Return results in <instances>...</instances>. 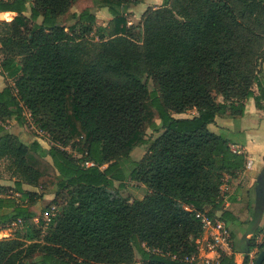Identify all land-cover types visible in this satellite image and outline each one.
I'll return each mask as SVG.
<instances>
[{"label": "trees", "instance_id": "trees-1", "mask_svg": "<svg viewBox=\"0 0 264 264\" xmlns=\"http://www.w3.org/2000/svg\"><path fill=\"white\" fill-rule=\"evenodd\" d=\"M76 1L0 0V75L12 80L0 90V160L19 194L0 185V230L36 218L42 194L24 185L53 187L57 206L34 228L41 241L0 240V264H198L200 215L224 218L221 187L246 163L208 125L242 117L249 98L264 112V0H162L137 25L124 13L139 0H98L115 21L107 38L88 9L61 22ZM26 112L49 148L10 131ZM127 179L146 188L141 199L122 196Z\"/></svg>", "mask_w": 264, "mask_h": 264}, {"label": "crops", "instance_id": "crops-1", "mask_svg": "<svg viewBox=\"0 0 264 264\" xmlns=\"http://www.w3.org/2000/svg\"><path fill=\"white\" fill-rule=\"evenodd\" d=\"M161 4L162 0H139L127 11L134 13V17L135 11L142 15L147 8L159 7ZM8 82L11 83L12 80L0 75V90ZM208 129L224 136L232 146L241 151L246 161H252L250 169H243L228 179L222 188V206L214 210L217 217L225 212L222 220L231 232L233 250L226 254L233 258L234 264H243L246 257L251 262L253 248L250 247L257 232L264 229V112L256 109L253 98H249L245 101L242 117H216L214 123L208 125ZM10 131L18 137L17 130ZM34 140L47 148L40 139L32 141ZM211 257L215 258L214 255Z\"/></svg>", "mask_w": 264, "mask_h": 264}, {"label": "rangeland", "instance_id": "rangeland-1", "mask_svg": "<svg viewBox=\"0 0 264 264\" xmlns=\"http://www.w3.org/2000/svg\"><path fill=\"white\" fill-rule=\"evenodd\" d=\"M27 12L26 15L29 16V8H30V3L27 4ZM88 9L91 12H93L96 16V24H95V29L102 27L104 28L103 34L105 35V37H109L110 34L112 33V31L115 28V21L112 18V16L110 15V13L108 12V10L105 7H101L99 5V1L98 0H77L73 6L70 8V10L64 14L61 17V22L65 23V24H70L69 22V18L71 14H79L80 12H82L83 10ZM125 17L128 20V25L133 24V25H137L140 22L141 19V15L139 11H135V16L133 17L134 13L132 14L129 11H125L124 13ZM15 15H11V20ZM0 21H10V20H6L3 18V16H0ZM93 35H94V31H93ZM94 38L97 39V35H94ZM2 56L0 55V60H1ZM264 65V63H263ZM143 81L146 83L147 87L149 90L153 89V83L152 80L147 77L146 75L143 76ZM218 100H220V98H217ZM27 113V112H26ZM194 112L193 111H188L185 114H180L178 115V117H185V116H190L193 115ZM28 121H26V123L20 127V128H15V127H11L12 125L14 126L15 124L13 122L9 123L8 125H10V130H17V134H18V138L21 142H23L24 144L29 145L30 142L33 139H40V141H42V143L49 148V146L51 145L52 138L51 136L47 133L44 132L43 134H38L36 131L40 130L36 125L35 127H32L31 122L33 123L32 119L30 121L29 117L27 116ZM158 121V120H157ZM157 134H153L151 130H147L146 131V138L148 140L153 139ZM147 149V145H140L135 147L131 153H130V159L128 161H124L122 162V167L126 170L129 171L132 167V162L133 161H138L145 153ZM46 159L51 162L49 157H46ZM7 162L5 160H0V185L2 186H8L11 189V192L9 190H7V193L10 194L11 196L15 197V198H19V194L13 191V187H14V181H15V177L11 175L10 171L8 170V168L6 167ZM117 185V183H116ZM25 189H29V190H36L38 191V193L42 194V197L37 198L36 202L34 203V205H32L31 210L35 212L36 214V218H34L31 221V226H23L21 223H17V224H11L9 226H6L5 228L0 230V240L2 239H13V238H19L22 242L29 244L31 242H35L40 240L42 236L45 234V229H41V232L39 234H36L34 232V228L37 229L36 224L37 219L40 218L41 213L45 210V208L54 205V201L55 200V190L53 187H47L45 190H41L39 188H33L31 186L28 185H24ZM146 192V188L142 185L139 184L137 182H133L129 179L126 180V182L124 183V187L120 189V193L122 194V196L127 197V198H131V199H140L143 197V195ZM56 206V204H55ZM60 208V207H59ZM261 228V227H260ZM260 230V229H259ZM263 230V229H262ZM261 233V231L257 232V236ZM263 240H261L262 242ZM139 259V255L136 254V260Z\"/></svg>", "mask_w": 264, "mask_h": 264}, {"label": "built area", "instance_id": "built-area-1", "mask_svg": "<svg viewBox=\"0 0 264 264\" xmlns=\"http://www.w3.org/2000/svg\"><path fill=\"white\" fill-rule=\"evenodd\" d=\"M27 116L31 121L29 113H26V119ZM31 125L32 127H35V124L32 122ZM36 132L38 134L44 133L42 130H37ZM231 148L233 152L241 153L240 150H238L236 147L232 145ZM251 167H252V161L247 160L244 169H250ZM224 185H226V183ZM224 185H222L221 187V193ZM56 212H57V206L55 205L49 206L41 213V216L40 218L37 219V222L40 220L44 227L47 226ZM200 217H201L202 235L197 241V252L190 258V260H196L198 264L200 263L218 264L220 256L222 254H226L227 252L232 251L233 240L230 229L222 219L209 217L205 213H202ZM263 234H264V229L255 239V246L253 247L251 252L250 264H253V261L259 252L258 244L261 243V240L263 239ZM211 255H214L215 258L214 257L212 258Z\"/></svg>", "mask_w": 264, "mask_h": 264}, {"label": "water", "instance_id": "water-1", "mask_svg": "<svg viewBox=\"0 0 264 264\" xmlns=\"http://www.w3.org/2000/svg\"><path fill=\"white\" fill-rule=\"evenodd\" d=\"M253 264H264V247L256 255Z\"/></svg>", "mask_w": 264, "mask_h": 264}]
</instances>
